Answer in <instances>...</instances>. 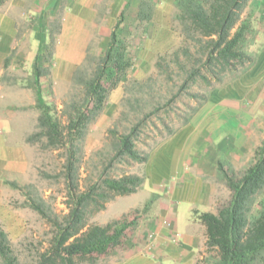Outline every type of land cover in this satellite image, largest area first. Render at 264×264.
<instances>
[{
  "label": "rangeland",
  "instance_id": "rangeland-1",
  "mask_svg": "<svg viewBox=\"0 0 264 264\" xmlns=\"http://www.w3.org/2000/svg\"><path fill=\"white\" fill-rule=\"evenodd\" d=\"M252 10L256 31L255 42L250 47L253 64L243 73L238 67L237 77L230 76L222 82L213 81L208 86L202 84L191 88V93L202 94L206 99L193 114H190V109L200 99L183 94L168 108L164 107L153 113L157 103L163 105L177 91L181 80L175 69L169 70L168 76L161 74L155 67L157 55L171 51L181 43L180 33L174 26L172 25V29L179 35L178 42L157 54L151 61L141 58L139 54L143 45L140 31L130 29L122 32V36L130 42L129 54L133 64L111 90L102 112L95 121L87 125L85 137L78 144L81 148L76 156L77 189L84 191L98 180L99 176L105 175L118 177L123 174H135L142 177L143 182L135 192L116 195L99 210L93 205L90 206L87 215L89 224L105 225L115 221H133L123 234L120 244L98 260V264H106L119 256L120 252L117 254V251L135 249V240L140 248L142 241L152 239V223L157 221L161 208L171 209L169 201L172 191L174 188H182V177L176 180L173 176L172 181L166 179L161 183H156L152 177L161 171L163 159L164 164H167L174 157L172 145L176 143V134L185 135L177 154L180 164L186 168L184 172L193 173L194 165H208L203 162L197 164L195 156H202L198 149L205 152V149L214 146L218 151L217 144L225 151L230 147L231 160L226 163L229 172H233L234 176L239 177L249 166L255 149L264 141V0H247L241 11V18ZM18 27L20 33L14 44V53L8 65L3 66L0 71V96L11 100L13 98L15 101L22 93H26L30 101L35 102L32 64L39 57L41 66L46 70L51 62L44 61L46 47L38 44L26 22L20 20ZM97 32H94L88 56L81 64L88 73L94 60L102 55L106 47L107 41H102L103 35L100 31ZM248 64L249 62L245 63ZM170 66L174 67L173 63H170ZM149 76L154 80L151 86L132 88L129 84L132 79L142 81ZM40 85L43 87L44 101L55 107V116L61 125H66V106L73 99L81 98V87L72 79L66 86H56L48 74L42 75ZM10 109L14 115H19L25 120L14 122L12 131L16 136L25 132L23 142L28 149V168L16 179H4L0 190V224L9 233L14 253L18 258L17 264H33L37 255L49 246L55 226L48 217L32 208L30 203L33 199H41L43 208L50 217L56 216L58 221L63 220L69 211L68 185L65 179L69 152L67 145L49 146L45 136L29 139L30 135L41 130L38 126L40 110L35 104L25 107L12 106ZM146 115V122L141 126L136 139V147L143 156L147 155L148 159L138 162L126 158L122 162L111 164L115 153V138L111 131L118 135L127 133ZM185 118H188V121L183 123ZM166 126L172 129L173 133L169 134ZM13 132L8 136L9 139L13 138ZM219 158L221 159L222 155H219ZM202 169L205 173L203 180L209 184L205 186L206 194L209 195L210 205L216 212L219 207L229 202L232 190L218 174L211 175L208 169ZM193 176L200 177L195 173ZM9 182L16 183V186ZM163 221L168 222L167 227H172L169 218ZM205 256L204 247L196 264H205L202 260ZM0 264H3L1 260Z\"/></svg>",
  "mask_w": 264,
  "mask_h": 264
},
{
  "label": "trees",
  "instance_id": "trees-1",
  "mask_svg": "<svg viewBox=\"0 0 264 264\" xmlns=\"http://www.w3.org/2000/svg\"><path fill=\"white\" fill-rule=\"evenodd\" d=\"M7 0H0V6ZM247 0H174L172 25L181 36V43L171 51L157 55L155 67L161 74L169 76L175 69L180 83L163 105L157 103L153 113L169 107L181 94L200 99L190 110L193 114L206 100L202 94L189 91L195 85H210L213 81L222 82L224 78L237 77L253 64L250 47L255 42L253 10L241 18V11ZM148 4V3H147ZM122 16V15H121ZM146 10L140 19H147ZM119 21L111 31L101 56L94 60L88 73L79 65L72 80L82 90L81 98L73 99L66 107L67 123L61 125L55 116V107L44 101L41 96L39 78L45 70L32 64V84L36 92V106L40 110L38 126L40 131L29 139L45 136L49 146L67 145L69 155L66 162V177L69 195V211L59 220L50 217L43 208V201L32 200L30 206L43 216L48 217L55 226L49 246L37 255L33 264H98L112 248L120 244L121 238L130 222H110L105 225L89 224L87 215L91 205L97 210L116 195L133 193L143 179L135 174L118 177L108 175L89 185L86 190L77 189V154L80 142L86 134L87 125L95 121L102 112L109 93L122 80L132 67L129 54L130 42L117 32ZM44 61L51 57V44L45 46ZM6 57L7 66L14 51ZM249 62L248 65H245ZM173 63L174 67L170 66ZM150 76L145 80L132 79V88L151 86ZM127 88V87H126ZM129 89V88H128ZM147 115L134 124L129 132L116 134L111 131L114 156L111 164L126 158L143 162V156L136 147V139ZM185 118L183 123H186ZM167 131L173 130L166 126ZM226 160L218 159L217 174L225 180L232 190L229 202L216 212L195 211L196 218L206 229L205 264H264V141L254 151L249 166L239 177L229 172ZM16 186V183L9 182ZM0 260L3 264H17L9 233L0 224Z\"/></svg>",
  "mask_w": 264,
  "mask_h": 264
},
{
  "label": "crops",
  "instance_id": "crops-1",
  "mask_svg": "<svg viewBox=\"0 0 264 264\" xmlns=\"http://www.w3.org/2000/svg\"><path fill=\"white\" fill-rule=\"evenodd\" d=\"M173 3L174 0H7L0 6V71L20 33V20L26 22L38 44H51V57L48 60L51 63L48 64L49 68H46L44 76L48 74L56 86L70 83L74 71L88 56L94 32L100 31L103 35L101 40L108 41L118 21L117 32L121 36L123 31L130 29L140 31L143 45L139 54L141 58L151 61L179 40L178 33L172 29ZM143 10H146L148 17L142 20L140 13ZM37 62L41 66L39 57ZM41 77L42 75L39 81ZM42 88L40 85L44 99ZM29 104L36 106V99L31 102L26 93H22L15 101L13 98L11 100L0 96V190L4 179H16L28 168V149L23 142L25 132L16 136L12 131L14 122L25 120L14 115L10 108ZM11 132L14 135L9 139ZM184 137V134L174 136V157L167 164H164L163 159L162 167L159 164L161 171L152 177L156 183L166 179L172 181L173 176L176 180L182 177V188H174L172 191L169 201L171 209L161 208L157 221L152 223L154 237L142 241L140 248L135 240V249L117 251L120 255L106 264H196L201 257L206 242V229L194 212H215L210 205V197L206 194L205 186L209 184L203 180L205 173L202 168L208 169L211 175L217 174L215 171L219 155L230 161L231 152L230 147L225 151L219 144L218 151L214 146L205 149V152L198 149L202 156H195V162L208 165H194L193 173L200 175L197 178L193 173L184 172L186 168L177 157ZM168 218L172 222L171 228L167 227L168 222L163 221Z\"/></svg>",
  "mask_w": 264,
  "mask_h": 264
}]
</instances>
